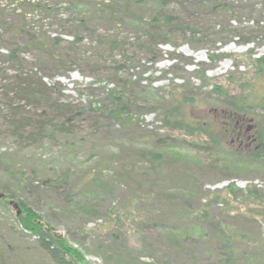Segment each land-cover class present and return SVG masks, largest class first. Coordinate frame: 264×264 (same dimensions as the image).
I'll list each match as a JSON object with an SVG mask.
<instances>
[{"label": "trees", "instance_id": "obj_1", "mask_svg": "<svg viewBox=\"0 0 264 264\" xmlns=\"http://www.w3.org/2000/svg\"><path fill=\"white\" fill-rule=\"evenodd\" d=\"M173 6L181 9L182 13L168 11ZM144 11L146 14L139 17ZM244 11L250 15L258 12L263 17L264 0H0V142L13 140L20 149L39 147L55 134L70 135L75 129L71 126L73 121L81 120L82 116L101 123L113 121L128 131L136 127V116L154 113L156 121L172 133L170 136L162 137L151 132L144 137L149 142L145 148L129 150L132 164L116 163V154L102 156L97 164L102 163L111 171L116 167L124 178H131L138 171L159 176L165 167V180L159 183L152 181L158 188L149 191L148 197H144L145 203H148L146 200L162 201L168 212L165 219L170 223L193 220L203 226L210 240L209 246L217 255L215 264H254V259L264 262V230L256 219H264V214L254 215L255 211L250 209L261 204L264 208V189L256 185L241 189L234 183L221 191L204 190L202 187L203 195L197 196L200 206L193 210L188 203L198 180L191 172L180 171L186 165L193 170L264 173V96L256 94L257 86L231 79L229 86L236 88V92L231 93L223 86L208 83L203 73L201 89L212 87L211 94L228 105V120L223 119L222 124L217 125L191 118L190 112L196 107V99L184 85L178 87L173 82L166 88L168 91L165 87L159 88V96L155 97L151 92L152 80H141L137 76L132 80L133 76L129 73V78L122 79L126 70L136 69L133 54H145L146 58L156 62L160 56L156 46L169 44L176 32L182 35L184 42L195 40L197 45L213 44L209 34L216 36L214 38L221 43L234 37L241 44L264 35V20L256 21L250 32L236 34L237 29H229L230 19L237 22L235 16ZM101 25L106 31L99 33ZM118 26L137 34L133 43H126L109 34L115 29L117 32ZM84 35L89 40L87 47L82 46ZM66 36L74 39L68 46L64 39ZM101 49L108 53L103 65L107 62L112 64L109 78L114 87L99 102L90 103L84 110L63 103L58 85H49L46 79L56 72L70 70L75 62H81L87 55L93 57L96 50ZM115 53L120 56L118 65L113 62ZM252 66L258 75H264V56L254 60ZM98 68L99 63L93 71ZM142 82H146V87L141 85ZM242 119L256 124L253 136L239 132L227 134L223 130L227 126L235 128ZM214 128L221 130L214 132ZM177 132L182 133L173 135ZM128 139L132 141L133 137ZM167 145L170 148L190 146L198 157L208 156L207 163L203 161L200 166H195L182 162L197 159L182 153L181 157L172 154V158L179 163H169V155L165 152ZM2 151L0 148V171L15 169L6 167L9 165L4 158L8 150ZM176 164L180 167L177 168ZM28 175L29 172L22 170L11 174L12 181L20 188L19 192H23V181L32 186L35 183L33 179H26ZM108 177L95 169L93 179H81V187L100 188ZM69 181V175L64 172L48 177L43 185L58 191L65 189ZM96 181L101 184L97 185ZM79 186L80 181L75 187ZM0 192L4 203L21 199L20 193L2 180ZM136 198L137 194L133 192L130 202ZM65 202L75 201L69 196ZM233 203L238 207L234 211L228 210ZM75 207L84 210L85 214L90 211L86 206L83 209L80 203ZM213 207L220 210L219 214L211 213ZM241 207L246 209L245 212L241 211ZM24 212L21 224L38 238L40 249L56 264H85L81 253L45 232L46 226L30 208L26 207ZM246 214L252 217L253 230L247 227L249 221ZM186 240H193V235L171 234L168 245L175 249L180 241ZM136 259L139 260V257ZM146 264L166 262L159 260Z\"/></svg>", "mask_w": 264, "mask_h": 264}, {"label": "rangeland", "instance_id": "obj_2", "mask_svg": "<svg viewBox=\"0 0 264 264\" xmlns=\"http://www.w3.org/2000/svg\"><path fill=\"white\" fill-rule=\"evenodd\" d=\"M259 7L258 5L257 9ZM168 11L182 13L181 9L174 6L168 8ZM144 12H140L139 17L144 16L146 11ZM235 18L238 19L237 22L233 18L230 19L228 27L230 25L229 29H237L236 34H241L250 32L256 21L264 20V15L260 17L258 12L250 15L248 11H244ZM117 29V32L115 29L109 34L126 43L134 42L137 34L132 33L133 31L126 32L121 26ZM103 30L106 31L101 25L98 31L102 33ZM209 35L213 44L197 45L195 40L184 42L182 35L176 32L169 44L156 46V51L160 53L156 62L153 63L150 58H146L145 54L135 56L133 54L132 60H136V69L126 70L122 74V79L129 78V73L133 76L132 80L136 76L141 77V80H152L151 92L155 97L159 96V88L166 89L173 82L178 87L184 85L196 99V107L190 112L191 118L196 117L199 121L221 125L223 119L228 120L226 116V113H229L226 109L228 105L211 94L212 87L201 89L200 78L205 73L208 83L223 86L231 93L236 92V88L229 86L231 79L236 82L244 80L257 86L255 90L258 96H264V75H258L252 66L254 60L264 56V35L245 44L239 43L234 37L221 43L218 38H214L216 36ZM64 39L67 41L66 46L74 40L71 36ZM88 41L84 35L82 46L87 47ZM104 51L105 49L96 50L95 56L87 55L81 62H75L70 70L56 72L46 79L49 85H58L63 103L79 106V109L84 110L90 103L99 102L105 93L114 87L109 78V68L112 64L107 62L103 65L104 59L108 57V53ZM115 54L113 62L118 65L121 61L120 56ZM218 55L223 57L217 58ZM97 63L99 68L94 72L93 67ZM224 64L227 65L225 68ZM121 65L124 66L123 63ZM104 69L106 70L103 71ZM141 85L146 87V82H142ZM135 120L136 127L127 131L125 130L127 128L113 121L101 123L82 116L81 120L73 121L74 124L71 126L75 129L70 135L55 134L39 147L20 149L13 140L0 142L2 152L8 150L4 158L9 165L6 167L15 168L5 172L1 170L0 180L10 184L21 195L19 201L14 200L19 206L18 210L0 198V264H56L40 249L38 238L25 230L21 224L20 218L25 215L26 207L41 219L42 225L46 226V233L81 253L85 264H146L159 260L165 261L166 264H215L218 261L217 255L209 246L210 240L203 226L193 220L170 223L165 219L168 212L162 201L146 200L148 203H145L144 197H148L149 191L158 188L152 181L157 180L159 183L165 180V167L159 176H149L144 171H138L132 174L131 178H124L116 167L111 171L104 164H97L102 156L111 154L117 155L116 163L132 164L129 150L145 148L149 142L145 141L148 138L144 137L151 132H156L162 137L172 134L162 126V123L156 121L154 113L136 116ZM255 127V123L249 124L242 119L235 128L227 126L223 130L227 134L239 132L241 135L253 136ZM220 130L215 129L214 132ZM181 133L173 135L179 136ZM131 136L132 141L128 139ZM169 145L165 147L169 163H179L172 158V154L181 157L180 153L197 158L182 162L195 166H200L203 161L207 163L208 156L198 157L190 146L170 148ZM176 167L179 168L180 164H176ZM95 169L105 177L108 175V179H105L103 184L96 181L97 185L101 184L100 188L86 185L81 187V179L83 177L87 181L89 178L93 179ZM16 170L29 172L26 179L35 180L33 186L23 181L21 183L23 192H19L20 188L11 178V174L16 173ZM184 170L191 172L198 180L188 203L193 210L200 206L197 196L203 195L202 187L204 190L221 191L234 183L241 189L248 185L264 189L263 172L193 170L186 165L180 169ZM64 172H67L71 181L65 189L52 191L43 185V181L48 177ZM78 181L80 186L75 187ZM133 192L137 194V198L130 202ZM69 196H72L75 202L66 203L65 200ZM20 202L26 207H22ZM77 203H80L83 209L84 206L89 207L90 211L85 214L84 210H78L75 207ZM237 207L233 203L227 209L234 211L233 209ZM219 208L222 209V206L219 205ZM241 209L242 212L246 210L244 207ZM250 209L255 211L254 215L264 214L262 204L252 206ZM219 211L216 207L211 209L213 214H219ZM246 217L249 221L247 227L253 230L255 225L251 222L252 217L247 214ZM256 219L264 230V219ZM171 234H191L193 240L180 241L175 249H171L168 245V237ZM138 257L139 260L136 259ZM253 262L264 264L259 259H254Z\"/></svg>", "mask_w": 264, "mask_h": 264}, {"label": "water", "instance_id": "obj_3", "mask_svg": "<svg viewBox=\"0 0 264 264\" xmlns=\"http://www.w3.org/2000/svg\"><path fill=\"white\" fill-rule=\"evenodd\" d=\"M0 198H2V195H0ZM11 205H13V207L15 208V209H19V206L17 205V204H14L13 202H11ZM18 215L20 214V212L18 211V213H17Z\"/></svg>", "mask_w": 264, "mask_h": 264}, {"label": "bare ground", "instance_id": "obj_4", "mask_svg": "<svg viewBox=\"0 0 264 264\" xmlns=\"http://www.w3.org/2000/svg\"><path fill=\"white\" fill-rule=\"evenodd\" d=\"M226 66H227V65H226V64H224V65H223V68H225Z\"/></svg>", "mask_w": 264, "mask_h": 264}]
</instances>
